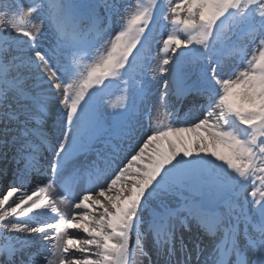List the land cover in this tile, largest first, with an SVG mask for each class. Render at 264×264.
I'll list each match as a JSON object with an SVG mask.
<instances>
[{
	"label": "snow or ice",
	"instance_id": "1",
	"mask_svg": "<svg viewBox=\"0 0 264 264\" xmlns=\"http://www.w3.org/2000/svg\"><path fill=\"white\" fill-rule=\"evenodd\" d=\"M0 177V264H264V0H0Z\"/></svg>",
	"mask_w": 264,
	"mask_h": 264
},
{
	"label": "bare ground",
	"instance_id": "2",
	"mask_svg": "<svg viewBox=\"0 0 264 264\" xmlns=\"http://www.w3.org/2000/svg\"><path fill=\"white\" fill-rule=\"evenodd\" d=\"M186 135H188V136H194L195 134H193V133H187Z\"/></svg>",
	"mask_w": 264,
	"mask_h": 264
}]
</instances>
